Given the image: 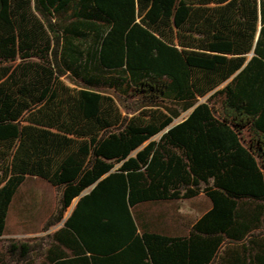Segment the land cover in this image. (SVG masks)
Returning a JSON list of instances; mask_svg holds the SVG:
<instances>
[{
    "label": "trees",
    "instance_id": "obj_1",
    "mask_svg": "<svg viewBox=\"0 0 264 264\" xmlns=\"http://www.w3.org/2000/svg\"><path fill=\"white\" fill-rule=\"evenodd\" d=\"M31 179L62 227L3 240ZM0 264H264V0H0Z\"/></svg>",
    "mask_w": 264,
    "mask_h": 264
},
{
    "label": "rangeland",
    "instance_id": "obj_2",
    "mask_svg": "<svg viewBox=\"0 0 264 264\" xmlns=\"http://www.w3.org/2000/svg\"><path fill=\"white\" fill-rule=\"evenodd\" d=\"M204 101L205 99L201 100L200 103ZM189 114L190 112L183 114L174 122V125L187 118ZM159 138L160 136H157L155 140ZM59 198L60 193L44 181L38 179L27 181L21 188L18 199L14 201V207L9 215L7 234L4 240L9 238L27 240L36 236L47 223L49 217L56 212ZM207 206V200L201 196L194 201H183L176 204L158 205L151 208L139 206L135 210V213L140 211L145 221H147L149 215H153L157 219L162 212L163 218H160L157 225L169 226L175 224L179 228H186V223L193 221L200 209ZM71 208L66 217L70 214ZM147 212L149 213L148 215ZM60 226L61 224L52 227L50 232L56 231Z\"/></svg>",
    "mask_w": 264,
    "mask_h": 264
},
{
    "label": "crops",
    "instance_id": "obj_3",
    "mask_svg": "<svg viewBox=\"0 0 264 264\" xmlns=\"http://www.w3.org/2000/svg\"><path fill=\"white\" fill-rule=\"evenodd\" d=\"M201 196H203V195H201ZM201 196H199V197H201ZM18 197H19V195H18ZM198 197V198H199ZM203 197H205V196H203ZM198 198H196V199H198ZM18 199V198H17ZM196 199H194V200H196ZM205 199L207 200V202H208V206L207 207H205V208H203V209H200V211H199V213H198V215H197V217L193 220V221H191V222H189V223H186V228L184 227V228H179L178 227V225H169V226H164V225H157L158 224V222H159V220H160V218L162 219L163 218V214H162V212H161V215H159V217L157 218V219H155L154 218V216L153 215H149V217L147 218V228L148 229H150L151 231H158L159 233H162V234H167V235H170V236H180V235H184V234H186L187 232H188V230H189V228L196 222V220L197 219H199L202 215H204L209 209H210V202L208 201V199L205 197ZM194 200H191V201H194ZM77 202H78V199L74 202V204L72 205V208H71V211H70V214H71V212L73 211V209H74V207L76 206V204H77ZM176 203H178V202H176ZM176 203H162V204H150V205H147V208H151V207H155V206H162V205H168V204H176ZM13 209V208H12ZM11 213V212H10ZM70 214L66 217L65 216V220L70 216ZM149 213L147 212V215H148ZM53 215H54V213H53ZM53 215H51L50 217H49V219L53 216ZM170 218V217H169ZM48 219V220H49ZM48 222V221H47ZM175 222V221H174ZM46 225V224H45ZM44 225V226H45ZM44 226L40 229V232L39 233H37L36 234V236H34V237H32V238H30V239H35V238H47L48 236H50V235H52V234H54L56 231H58L61 227H62V224H61V226H60V228H58L56 231H54V232H50V229L48 230V231H46V232H43V228H44ZM7 228H8V226H7ZM6 234H7V231H6ZM5 234V235H6ZM39 234V235H38ZM5 235L2 237V239L4 240V237H5ZM9 239H15V238H9ZM9 239H7V240H9Z\"/></svg>",
    "mask_w": 264,
    "mask_h": 264
}]
</instances>
